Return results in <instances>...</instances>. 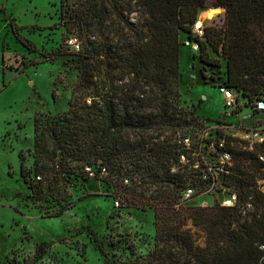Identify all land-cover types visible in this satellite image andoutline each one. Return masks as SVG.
Masks as SVG:
<instances>
[{
	"label": "trees",
	"instance_id": "16d2710c",
	"mask_svg": "<svg viewBox=\"0 0 264 264\" xmlns=\"http://www.w3.org/2000/svg\"><path fill=\"white\" fill-rule=\"evenodd\" d=\"M80 1L83 3L77 5L79 10L73 11L63 24L69 30L71 25L81 33L93 30L96 34L91 35L93 41L84 47L79 58L74 88L92 89L94 94L89 104L88 96L74 97L62 115L47 118L45 123L34 120V152L43 158L49 155L48 162L57 174H69L67 162L77 161L93 162L96 168L104 166L107 175L102 177H107L112 171L113 153L123 151L135 156L130 164L135 162L132 167L141 168L151 182H169L179 189L177 182L181 177L169 174L171 146L151 145L145 134L149 124L166 125L175 119L183 46L198 54L203 77L205 66L220 64L208 49L220 56L225 61V79L219 89L233 91L242 106L254 102L249 107L253 110L250 119L254 112L264 114V109L258 108V103L264 104V0H212L210 6L224 9V22L218 28L203 25L201 36L193 30L198 13L208 9L207 0ZM64 6L65 0H60V21L66 14ZM133 15L137 16L135 23L130 21ZM12 21L8 26L16 40L31 49V44L18 36L19 28ZM114 26L117 28L113 30ZM182 35L186 41L180 42ZM192 43L197 44L196 51ZM92 70L102 73L105 79L100 83L93 81L96 77L90 73ZM115 80L119 85H115ZM239 119L245 117L234 122ZM131 133L138 136L132 143ZM216 135L221 138L224 133L216 129ZM225 138L234 170L223 183L233 188L235 206L175 208L173 196L169 195L165 207L154 211L155 242L151 253L121 264H264V191L236 162L246 159L264 175V140L249 147L246 141ZM44 141L49 142L50 151L44 150ZM26 173L21 163L20 175L25 183ZM34 176L41 180L39 175ZM252 201L257 203V214L248 217L245 210ZM71 205H63L47 217H59ZM187 221L202 232V240L186 227ZM84 228L93 236L99 254L106 258L95 232ZM50 246L46 242L37 244L33 260L42 259Z\"/></svg>",
	"mask_w": 264,
	"mask_h": 264
},
{
	"label": "rangeland",
	"instance_id": "374dc122",
	"mask_svg": "<svg viewBox=\"0 0 264 264\" xmlns=\"http://www.w3.org/2000/svg\"><path fill=\"white\" fill-rule=\"evenodd\" d=\"M216 10L210 20H202L201 27H221L224 9ZM80 0H65L64 18L59 19L60 0H0V262L2 264H121L136 257H144L154 247V211L165 207L173 196L175 208L206 207L218 204L221 194L182 200L175 185L169 182H151L141 168L132 167L135 156L113 153L112 171L107 177L89 178L83 168L93 162H67L69 174L52 170L49 155L44 158L34 152V120L45 123L47 118L62 115L74 97L85 96L89 104L92 89H74L77 85V64L84 47L96 34L79 32L66 23L73 11L79 10ZM222 9V11H221ZM207 10V9H206ZM198 13L197 21H200ZM19 28L18 36L28 41L27 49L15 38L8 26ZM137 16L130 17L135 23ZM59 23V24H58ZM195 23V24H196ZM117 27H112L116 29ZM87 34V35H86ZM179 41H186V36ZM76 38L80 50L73 52L66 41ZM211 57L220 61L218 67H204L198 54L183 46L180 51L177 90L179 98L175 119L166 125L149 124L146 131L151 145L171 146L175 135L205 128L221 129L231 135L239 128L260 131L264 135V114L254 112L252 103L239 106L238 122L224 120L225 101L219 88L225 79V61L208 49ZM194 55V56H193ZM193 56V57H192ZM102 70V69H101ZM96 83L105 77L96 70L90 72ZM115 85L119 83L115 80ZM146 92L148 88L144 89ZM74 91V92H73ZM148 111V110H147ZM236 119V118H235ZM237 120V119H236ZM233 126L235 129H233ZM138 139L131 133L130 143ZM44 150L50 151L48 141ZM21 154V158L20 155ZM143 155V154H142ZM146 156V155H144ZM146 158H148L146 156ZM22 159V160H21ZM153 157L149 160L153 161ZM145 163V160H143ZM246 174L255 178L256 186L264 191V175L250 161L237 160ZM26 168L24 182L20 165ZM41 167H44L41 168ZM46 171V172H45ZM43 172V173H41ZM34 175L41 177L40 181ZM123 178L129 184H123ZM142 180V182H141ZM36 181L38 183H36ZM29 187H33L31 191ZM120 199L116 208L112 198ZM78 198H82L78 200ZM73 203V204H72ZM72 204L59 217H47L63 205ZM257 203L252 201L245 210L251 217L257 214ZM84 227H90L103 244L106 258L93 242V236ZM195 237L202 240V232L190 226ZM41 242L51 246L42 259L33 260L34 248Z\"/></svg>",
	"mask_w": 264,
	"mask_h": 264
},
{
	"label": "built area",
	"instance_id": "2783aa9c",
	"mask_svg": "<svg viewBox=\"0 0 264 264\" xmlns=\"http://www.w3.org/2000/svg\"><path fill=\"white\" fill-rule=\"evenodd\" d=\"M193 31L198 36L202 35V27H196L195 25ZM66 43L73 52L80 50L76 38L70 37ZM191 47L194 51L197 50V44L192 43ZM219 90L223 95L226 109L222 116L225 120L238 119L239 113L236 112L238 107L242 106L241 101L233 91L226 88ZM258 108L264 109V104L258 103ZM233 129H235L234 126ZM226 136L246 141L249 147L264 140V135L260 131L245 132V129L241 128L231 131V135L224 133L221 138H217L215 128H205L175 135L171 145L172 158L170 159L169 174L181 177L177 184L179 185L178 193L182 200L189 201L220 193L219 206L227 208L235 206L236 196L233 188L223 183L226 177L233 175L234 170V159L225 147ZM260 160L263 161L262 158ZM83 170L89 178H95L97 175L100 177L107 175L104 166H98L97 168L85 166ZM122 182L128 185L130 181L128 178H123ZM112 202L116 208L119 207L120 199L118 197L112 198Z\"/></svg>",
	"mask_w": 264,
	"mask_h": 264
},
{
	"label": "bare ground",
	"instance_id": "6f19581e",
	"mask_svg": "<svg viewBox=\"0 0 264 264\" xmlns=\"http://www.w3.org/2000/svg\"><path fill=\"white\" fill-rule=\"evenodd\" d=\"M216 10L213 9H207L205 12L200 14V23L202 20H210L215 15Z\"/></svg>",
	"mask_w": 264,
	"mask_h": 264
},
{
	"label": "water",
	"instance_id": "95a60500",
	"mask_svg": "<svg viewBox=\"0 0 264 264\" xmlns=\"http://www.w3.org/2000/svg\"><path fill=\"white\" fill-rule=\"evenodd\" d=\"M195 25H196V27H201L202 23H200V21H198Z\"/></svg>",
	"mask_w": 264,
	"mask_h": 264
},
{
	"label": "crops",
	"instance_id": "0c3cea01",
	"mask_svg": "<svg viewBox=\"0 0 264 264\" xmlns=\"http://www.w3.org/2000/svg\"><path fill=\"white\" fill-rule=\"evenodd\" d=\"M179 59H180V56H179Z\"/></svg>",
	"mask_w": 264,
	"mask_h": 264
}]
</instances>
